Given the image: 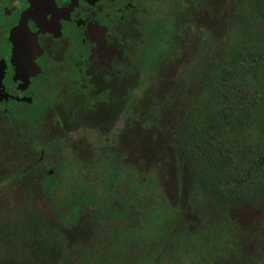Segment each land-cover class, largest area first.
Masks as SVG:
<instances>
[{
    "label": "trees",
    "instance_id": "obj_1",
    "mask_svg": "<svg viewBox=\"0 0 264 264\" xmlns=\"http://www.w3.org/2000/svg\"><path fill=\"white\" fill-rule=\"evenodd\" d=\"M199 2L190 4L193 22L200 17L211 27L215 13L212 10L200 16L195 7ZM223 3L224 0H219V35L225 26L224 17L220 14ZM259 11L264 22V1L260 3ZM206 30L213 34V29ZM143 52L149 53L148 50ZM261 52L258 55L250 49L236 52L237 60L220 70V85L215 89L213 104L190 128L185 124L182 129L180 126L177 130L180 137L177 138L181 140H173V143L168 138L171 129L168 120L165 121L169 118L166 104L161 105L159 116L155 112L160 103L164 104L168 85L163 62L165 75L160 87L153 88L150 95H143L135 102L124 95L123 128L97 152L106 161L104 165H108L105 182L118 189L111 193L118 204L110 207V211L106 210L105 214L97 196L78 185H73L74 192L65 194L61 191L64 197L60 200L61 195L57 198L52 192V181L44 176L42 192L27 190L14 194L15 197L11 196L13 193L6 195L14 198L17 214L10 215L11 210H7L0 219V251L5 245L4 253L12 258L14 264H183L185 253L180 255V251L166 248L158 242V225L173 212L180 213V219L187 222L184 218L189 211V203L186 202L191 178L201 189H214L224 199L240 204L253 205L264 193V148L257 154V159L244 169L243 175L233 178L222 173L231 156L228 150L225 155V148L217 140L220 130L230 127L237 132L245 119L250 118L249 107L240 108L233 87L244 88L245 77L255 66H259L256 74H262L264 78L263 48ZM138 61L131 56L127 58L124 74L138 75L140 83L139 72L143 64L141 58ZM133 102L139 107L135 114L128 108L135 106ZM254 105L256 102L252 101L251 106ZM234 111L236 116H233ZM134 116L135 122L131 124ZM53 142L50 140L44 146L46 166L51 165L49 157L54 154ZM93 150L96 151L91 148ZM135 168L144 173L154 170V183L149 187L139 176L135 177ZM61 201L68 208L65 215L52 206L56 202L60 206ZM30 202L41 204L44 209L31 206ZM195 215L194 227L199 220L198 213ZM233 247L238 249L239 243ZM218 252L221 256L226 255L221 250Z\"/></svg>",
    "mask_w": 264,
    "mask_h": 264
},
{
    "label": "flooded vegetation",
    "instance_id": "obj_2",
    "mask_svg": "<svg viewBox=\"0 0 264 264\" xmlns=\"http://www.w3.org/2000/svg\"><path fill=\"white\" fill-rule=\"evenodd\" d=\"M193 1L0 0V208L10 206L11 193L42 192L44 176L58 192L55 155L61 139L70 134L73 149L81 150L91 130L111 142L123 128L124 95L139 100L138 75L124 74L130 54L144 65L147 54L163 49L172 92L187 33H194L199 49L203 30L213 29V38L219 37V0H213L211 27L200 17L193 22ZM162 5L165 24L150 27L145 19ZM148 29H163L161 42L159 33ZM50 140L55 148L46 166L44 146Z\"/></svg>",
    "mask_w": 264,
    "mask_h": 264
},
{
    "label": "rangeland",
    "instance_id": "obj_3",
    "mask_svg": "<svg viewBox=\"0 0 264 264\" xmlns=\"http://www.w3.org/2000/svg\"><path fill=\"white\" fill-rule=\"evenodd\" d=\"M199 1L195 6L196 10L201 8L206 13L212 11L213 0ZM263 1L224 0L220 11L224 17L223 31L218 39H215L207 30H203L200 49L195 45L194 33H189L190 31L187 33L185 60L177 68L174 78L176 86L172 92L165 91L164 104L160 103L155 110L159 116L161 105L166 104L164 107L169 118L165 121L168 120L166 122L171 129L168 136L170 143L179 139L177 137H180V134L177 130L180 126L182 129L185 124L190 128L213 104L216 98L215 89L220 85V70L237 60L236 52L250 49L252 53L258 55L261 49H264V22L259 11L260 3ZM145 20L149 21L150 27L158 23L164 25L167 19L163 15V5L156 8L155 16ZM148 30L158 32L160 37L158 42H161L163 29ZM130 56L132 57L131 54ZM146 58L139 72L137 99L149 94L155 87L158 89L160 82L164 81L165 51L157 49L153 54L149 56L147 54ZM258 67H253L246 75L244 88L237 89L236 85L233 87V91L237 92L235 98L238 97L237 103L240 108L249 107L247 110L251 112L250 118L245 119L244 125H241L237 132L233 128L225 127L220 130L219 135L217 134V140L221 141L225 148V155L228 150L231 156L228 166L222 170L228 177L237 178L243 175L246 167L257 159V154L264 148V78L262 74H256ZM252 101L256 102L253 107ZM131 111L133 114L138 113L139 107L135 104ZM236 115L237 112L234 111L233 116ZM118 131H114L115 135ZM69 137L70 134L61 139L62 149L57 156L55 155L56 159L59 158L61 180V186L55 195L57 198L61 195L59 199H63L64 194H60L61 191H65V194L68 191L71 193L73 185L85 187L97 196L104 211H110V207L118 204L111 193H116L118 189L105 182L108 165L106 163L104 165L103 162L106 161L97 154L105 146V136L99 134L97 130H91L88 146L81 150L73 149L72 138ZM91 148L96 151H91ZM145 173L138 168L134 170L135 177L139 176V179L150 187L156 179V172L152 170ZM130 177L129 174L128 178ZM190 181L186 202L189 203V211L184 218L187 222L180 219L178 212H173L168 219L161 220L162 224L158 225L160 232L158 242L166 248L180 251V255L185 253L183 264H264V193L253 205L240 204L231 199H224L214 189H201L193 178ZM11 196L15 197L14 193ZM6 200L11 203L6 208H0V219L7 210H11L10 215L17 214L13 205L14 198ZM57 204L58 202L52 204L53 209L61 214H67L66 204L62 201L60 206ZM38 208L44 209L42 205ZM196 213L199 220L194 227ZM235 243H239L236 250L233 247ZM5 248V245L1 246L0 264H14L12 258L4 253ZM218 250H221V253L225 252L226 255L216 253Z\"/></svg>",
    "mask_w": 264,
    "mask_h": 264
}]
</instances>
